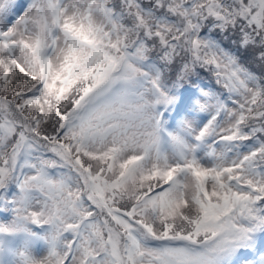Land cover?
<instances>
[{"label": "snow or ice", "instance_id": "1", "mask_svg": "<svg viewBox=\"0 0 264 264\" xmlns=\"http://www.w3.org/2000/svg\"><path fill=\"white\" fill-rule=\"evenodd\" d=\"M0 264H264V0H0Z\"/></svg>", "mask_w": 264, "mask_h": 264}, {"label": "trees", "instance_id": "2", "mask_svg": "<svg viewBox=\"0 0 264 264\" xmlns=\"http://www.w3.org/2000/svg\"><path fill=\"white\" fill-rule=\"evenodd\" d=\"M205 82L207 83L208 81H207V80H205Z\"/></svg>", "mask_w": 264, "mask_h": 264}]
</instances>
